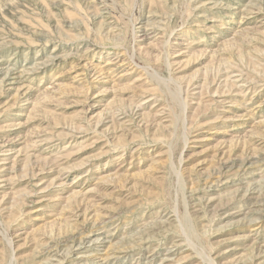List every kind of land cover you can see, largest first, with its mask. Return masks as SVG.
<instances>
[{
    "label": "rangeland",
    "instance_id": "374dc122",
    "mask_svg": "<svg viewBox=\"0 0 264 264\" xmlns=\"http://www.w3.org/2000/svg\"><path fill=\"white\" fill-rule=\"evenodd\" d=\"M0 264H264V0H0Z\"/></svg>",
    "mask_w": 264,
    "mask_h": 264
}]
</instances>
